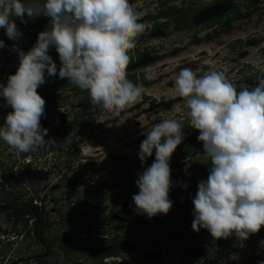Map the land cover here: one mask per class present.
<instances>
[{
	"label": "rangeland",
	"instance_id": "obj_1",
	"mask_svg": "<svg viewBox=\"0 0 264 264\" xmlns=\"http://www.w3.org/2000/svg\"><path fill=\"white\" fill-rule=\"evenodd\" d=\"M215 1L132 0L140 16L139 22L146 25L145 32L138 38L137 48L130 53L132 64L128 65V74L135 75L137 85L145 89L142 100L120 117L99 123L104 113H94L100 107L92 104L84 110L82 90L68 89L61 94L64 100L58 94L43 98L44 115L49 119L41 120V127L49 130L53 116L55 123L64 121L59 136L45 137V140L56 142L54 147L32 152L30 159L23 161L21 154H14L0 141L2 165L9 167L16 163V168H20L15 173L17 177H0V183L10 193L7 204L9 195L0 191V264H264V228L243 242L235 236L214 240L205 230H192L194 191L188 195L191 215L184 222L175 221L176 204L173 203L167 215L158 214L146 219L145 215L137 214V219L143 218L140 224L133 225L128 231L114 230L121 223L116 217L128 202L135 207L132 197L139 191L136 179L154 162L155 152L143 166L138 158L147 131L145 118L151 123H159L161 113H164L169 118L183 119L182 113L176 111L182 99L174 91L175 74L183 68L192 69L198 76L220 70L238 90L256 85L257 79L264 77V1L241 9L235 15L231 8L241 4V0H232L228 7H212ZM167 7L190 8V17L196 13L190 23L192 26L186 28L180 24L175 27L173 23L166 26V19H160L158 23L164 28L154 30L150 18ZM209 11L213 12L203 14ZM223 14L227 16L219 18ZM46 20L48 18L42 16L31 19L38 25H43ZM41 32L26 40L19 50L27 53ZM0 41L5 45L0 48V84L6 85L7 78L15 74L19 57L3 29H0ZM145 50L151 55L143 56ZM55 51L50 48L48 55L57 65L60 62ZM138 54L141 55L139 62ZM146 67L153 68L156 79H145ZM57 102L59 105L55 106ZM9 112L11 108L0 102V126ZM75 116L84 120L85 130L73 143ZM152 117L156 119L152 120ZM184 128L185 139L177 147L181 151L175 158L177 162L190 156L189 152L194 149L192 135L196 131L188 128L186 121ZM207 162L205 156L191 159L187 170L192 167V172L185 177L171 178V191L188 179L199 178L202 173L198 174V171L205 169ZM39 169L43 170L42 174H29L31 170ZM14 185L17 188H13ZM15 200L38 206L54 223L45 235L48 243L55 241L53 249L46 243L40 244L33 236L30 217H24L17 225L6 217L5 209ZM99 207L103 212H97ZM58 212L63 215V222ZM81 212L85 215L80 216ZM112 238H117L120 243H132L134 247L120 256L100 258V241ZM232 256L237 259H231Z\"/></svg>",
	"mask_w": 264,
	"mask_h": 264
},
{
	"label": "clouds",
	"instance_id": "obj_2",
	"mask_svg": "<svg viewBox=\"0 0 264 264\" xmlns=\"http://www.w3.org/2000/svg\"><path fill=\"white\" fill-rule=\"evenodd\" d=\"M41 16L49 20L47 30L38 34L27 53L13 49L18 67L6 85L0 84V98L11 108L0 126V141L17 155L50 150L56 144L45 140L48 130L40 124L45 100L37 89L45 84L46 74L86 91L104 113L99 123L120 117L145 91L127 78L130 53L146 30L132 0H0V29L9 40L22 35L13 18L24 23L25 17ZM50 48L58 54L59 69L48 55ZM144 73L145 79H156L152 67ZM173 80L182 99L176 111L183 119L164 113L159 123L145 118L147 131L138 158L143 166L153 152L155 157L135 181L136 214L151 219L172 208L170 160L185 139L186 121L199 133L197 140L211 162L208 178L198 184L192 201V230H205L214 240L235 236L246 241L264 228V77L255 87L239 90L220 70L198 76L183 68ZM185 164L187 172L190 164Z\"/></svg>",
	"mask_w": 264,
	"mask_h": 264
},
{
	"label": "trees",
	"instance_id": "obj_3",
	"mask_svg": "<svg viewBox=\"0 0 264 264\" xmlns=\"http://www.w3.org/2000/svg\"><path fill=\"white\" fill-rule=\"evenodd\" d=\"M264 0H241V4H236L233 5L231 8V13L233 15L239 13L241 11V9H249L251 7H253V5L258 4L260 2H263ZM232 3V0H216L215 3L213 4L212 7L215 6H229V4ZM243 4V5H242ZM200 12V11H198ZM192 11L191 9H179L176 7H167L166 9H160L158 15L153 16L150 18V20L153 22V29L154 30H160L162 28H164V25H160L158 23V20L160 19H166L167 21V25L169 26L172 23L174 24L175 27H177L180 24H183L186 28H190L192 25L190 24L195 18H196V13L193 14L191 17ZM227 16L226 14L221 15V17L219 18H223ZM212 20V19H211ZM210 20V21H211ZM18 21V23H17ZM49 20H46L45 23L43 25H38L37 22H32L31 20H28L27 18H25V22L21 23V21L19 19H14V22L18 28V30L20 31V33H22L21 37L18 40L13 41L12 40V44L11 46L15 49H20V47L24 44V42L26 40H29L31 38H35L36 37V32L39 31H45L47 30L49 23L47 22ZM209 21V22H210ZM213 22V20L211 21ZM143 56H150L151 54L149 52H147L146 50L143 51ZM55 56L58 58V54L55 51ZM141 55L138 54V61H140V57ZM130 64H132L130 62ZM60 67V63L57 64V69H59ZM128 71V69H127ZM249 76V75H248ZM244 77V76H243ZM130 81H132L134 84L137 85L138 80L136 78L135 75H131L128 74L127 77ZM246 78V77H244ZM248 78V77H247ZM258 78V77H257ZM45 84L40 86L37 89L38 94L42 97V98H46L49 97L51 95L54 94H58L59 98L61 100H64L63 97H61L62 92L66 91L68 89L70 90H80L77 86L73 85L71 82L67 81V79H59L58 77H48L47 74L45 75ZM256 85H250L249 88H253ZM83 92L84 96V101H83V109L87 110L92 106V101L88 95V93L86 91H81ZM89 98V99H88ZM0 102L1 105H5V102L2 98H0ZM60 103V101H59ZM59 103H55V106H58ZM102 110H96L94 114L99 115L100 112ZM81 118V117H80ZM78 116H75L73 121H72V125L76 126V132L74 134L73 137V143L77 142V139H79L82 134L84 133V120L80 119ZM49 117L48 115H44V119H41L42 121L48 120ZM79 122V123H78ZM63 122L61 123H55V117L53 116L52 119L49 122V126L50 129L48 130V135L49 136H59V131L62 128ZM46 129V128H45ZM199 133L195 132L194 135H192V137H194L195 142L193 143L194 149L189 152L190 156L186 157V159H183L181 162H177L175 161V158L179 155V153L181 152L179 149H176L174 154L171 157L170 160V169H171V177L170 178H180V177H185V175H188L190 172H192V167L190 168V170H187V172H185V160H188L189 164H190V160L194 159V158H200L201 156H205L203 154V145L202 143L198 142L197 137H198ZM70 154V153H68ZM29 156H32L31 153L29 154H21L20 159L24 161V159H27ZM199 161V160H197ZM183 162V163H182ZM16 168V163H14L13 165L9 166V167H5L4 165H2V163L0 162V177L1 176H6L9 173H11L10 171L13 170V168ZM211 168V162L208 159V162L205 165V169L202 168L201 171H198V174L201 172L202 175L199 178H195L193 180H186L185 182H183L182 184L176 186L173 191L170 190V200L172 201V203L176 204V217H175V221H179V222H184L186 221L189 217H190V206L191 203L189 202V193H191L192 191H194V193L197 192V186L201 181H206L209 175V169ZM174 171V172H173ZM197 172V171H195ZM68 183L70 181H67ZM27 183V182H26ZM13 188H17L16 185L13 186ZM0 191L3 195L7 196L10 193H8L5 190V186L3 183H0ZM126 199H129V196L126 194L125 195ZM7 204L10 203V195L8 197V199L6 200ZM126 210L124 212L121 213L122 218L125 221V225L121 224L124 228V231H128L129 229L132 228L133 225H137L140 224V220H142L143 218H139L137 219V214H136V210L135 207L131 206L128 202V204L125 206ZM74 210V209H73ZM95 210V209H92ZM103 209H101L99 207L98 211H102ZM103 212V211H102ZM2 212H0L1 214ZM4 213L6 214V217L11 220V222L13 223V225H17L24 217H30L32 219V224H33V236L40 242V244H48V246L50 248H54V244L55 241L49 242L46 240L45 235L51 230V228L54 226V223L50 222L42 213L41 209L32 204V203H28V202H22L19 200H15L11 205H8L7 208L5 209ZM80 216H84L85 213L81 212L79 214ZM58 216L59 219H61V221L63 222L64 218L63 215L58 212ZM147 219V216L144 217ZM116 228V227H115ZM114 228V230H116ZM144 236V235H143ZM145 237V236H144ZM66 240V239H65ZM64 242V241H63ZM134 244H130L127 242H122L120 243L119 240H117V238H112V239H102L99 243V250H101L102 252L100 253L99 257L100 258H110V257H114V256H120L122 252H126L128 250H130V248H133ZM87 251V250H86ZM96 259V256L95 258Z\"/></svg>",
	"mask_w": 264,
	"mask_h": 264
},
{
	"label": "flooded vegetation",
	"instance_id": "obj_4",
	"mask_svg": "<svg viewBox=\"0 0 264 264\" xmlns=\"http://www.w3.org/2000/svg\"><path fill=\"white\" fill-rule=\"evenodd\" d=\"M62 122V121H61ZM60 132H61V130H60ZM27 167H30V165L28 164V166ZM16 170H12V171H10V172H14V174L15 173H17L18 171H19V169L20 168H15ZM126 210V208H124L123 209V211H121L119 214H118V216L116 217V220H118V219H120V221H121V223L119 224V225H116V231H124V228H123V226L121 225V224H124L125 225V221H124V219L122 218V216H121V213L122 212H124ZM127 211V210H126ZM142 234V233H141ZM143 236V235H142ZM144 237V236H143Z\"/></svg>",
	"mask_w": 264,
	"mask_h": 264
},
{
	"label": "bare ground",
	"instance_id": "obj_5",
	"mask_svg": "<svg viewBox=\"0 0 264 264\" xmlns=\"http://www.w3.org/2000/svg\"><path fill=\"white\" fill-rule=\"evenodd\" d=\"M43 170L42 169H39L38 171H33V170H31V171H29V174L30 175H33V176H37V175H39V174H42L41 172H42ZM9 178H12V177H17L16 176V174H14V172H11V173H9L8 175H7ZM8 180V179H7ZM28 181H36L35 179H28ZM26 183V182H25Z\"/></svg>",
	"mask_w": 264,
	"mask_h": 264
},
{
	"label": "water",
	"instance_id": "obj_6",
	"mask_svg": "<svg viewBox=\"0 0 264 264\" xmlns=\"http://www.w3.org/2000/svg\"><path fill=\"white\" fill-rule=\"evenodd\" d=\"M220 8V7H219ZM216 9H214V11H215ZM211 12H213V11H209V12H204L203 14H205V15H209ZM3 178H8L7 176H4ZM99 252H102L101 250L99 251Z\"/></svg>",
	"mask_w": 264,
	"mask_h": 264
}]
</instances>
